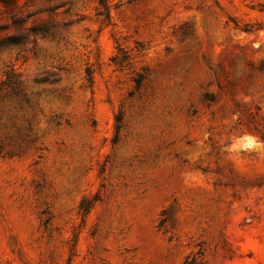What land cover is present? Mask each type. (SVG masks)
Here are the masks:
<instances>
[{
    "label": "rangeland",
    "instance_id": "obj_1",
    "mask_svg": "<svg viewBox=\"0 0 264 264\" xmlns=\"http://www.w3.org/2000/svg\"><path fill=\"white\" fill-rule=\"evenodd\" d=\"M0 264H264V0H0Z\"/></svg>",
    "mask_w": 264,
    "mask_h": 264
},
{
    "label": "clouds",
    "instance_id": "obj_2",
    "mask_svg": "<svg viewBox=\"0 0 264 264\" xmlns=\"http://www.w3.org/2000/svg\"><path fill=\"white\" fill-rule=\"evenodd\" d=\"M254 144H255V141L252 138H246L244 141H241L239 144L234 145V147L250 148Z\"/></svg>",
    "mask_w": 264,
    "mask_h": 264
}]
</instances>
